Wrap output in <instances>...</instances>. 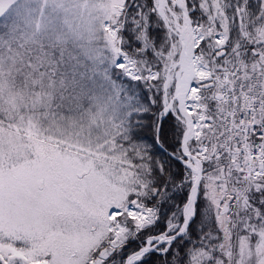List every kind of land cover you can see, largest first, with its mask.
<instances>
[{
    "label": "snow or ice",
    "instance_id": "obj_1",
    "mask_svg": "<svg viewBox=\"0 0 264 264\" xmlns=\"http://www.w3.org/2000/svg\"><path fill=\"white\" fill-rule=\"evenodd\" d=\"M0 264H264V0H0Z\"/></svg>",
    "mask_w": 264,
    "mask_h": 264
}]
</instances>
